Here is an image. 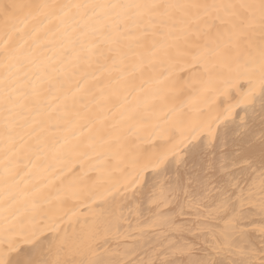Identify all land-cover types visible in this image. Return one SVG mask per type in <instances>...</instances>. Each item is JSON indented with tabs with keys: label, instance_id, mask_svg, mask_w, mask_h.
<instances>
[{
	"label": "snow or ice",
	"instance_id": "obj_1",
	"mask_svg": "<svg viewBox=\"0 0 264 264\" xmlns=\"http://www.w3.org/2000/svg\"><path fill=\"white\" fill-rule=\"evenodd\" d=\"M0 264H264V0H0Z\"/></svg>",
	"mask_w": 264,
	"mask_h": 264
},
{
	"label": "bare ground",
	"instance_id": "obj_2",
	"mask_svg": "<svg viewBox=\"0 0 264 264\" xmlns=\"http://www.w3.org/2000/svg\"><path fill=\"white\" fill-rule=\"evenodd\" d=\"M24 2H31V0H24ZM62 2V0H60ZM243 84V81L241 82ZM221 85L217 84L216 85V91H208L204 94L205 100L201 101V103L206 102L207 107L206 111L210 109H217L220 108L221 105L223 107H228V101L232 99V95L235 93L234 89L229 90L228 94H224L219 91ZM238 98V97H237ZM179 102V101H178ZM233 103H235V100H232ZM239 111V109H237ZM151 133V128L145 127L141 131V135L145 138L148 139ZM147 146V145H145ZM40 163H43V161H40ZM102 165L96 164L94 161H84L82 164L77 163L74 167L76 168H82L83 170L87 171L88 177H95L98 175L97 172L89 170L91 167H101ZM35 172V179L37 183H43L44 179L47 177V174L41 171H36ZM127 243H132V241H127Z\"/></svg>",
	"mask_w": 264,
	"mask_h": 264
}]
</instances>
